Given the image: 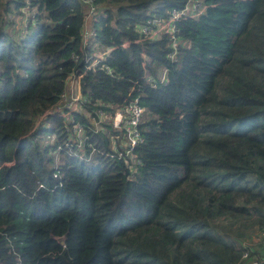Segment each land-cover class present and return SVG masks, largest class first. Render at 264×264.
Here are the masks:
<instances>
[{
    "label": "trees",
    "instance_id": "1",
    "mask_svg": "<svg viewBox=\"0 0 264 264\" xmlns=\"http://www.w3.org/2000/svg\"><path fill=\"white\" fill-rule=\"evenodd\" d=\"M202 1L172 59L138 26L188 0H94L85 46L83 0H0V264H264V0ZM72 76L90 111L141 98L139 163L67 145Z\"/></svg>",
    "mask_w": 264,
    "mask_h": 264
},
{
    "label": "built area",
    "instance_id": "2",
    "mask_svg": "<svg viewBox=\"0 0 264 264\" xmlns=\"http://www.w3.org/2000/svg\"><path fill=\"white\" fill-rule=\"evenodd\" d=\"M83 1L88 8L87 18L90 19L91 16L96 14L97 7L94 5V0ZM205 8V3L202 0H188L183 7H173L166 19L152 15L150 10L146 20L138 26V41L143 43L144 40L155 38L159 32L164 31L172 39L171 46L174 51L171 52V58L174 59L181 41L179 22L190 17L199 16ZM95 32L92 26H89L88 29L84 28V46ZM143 57H145V54H143ZM104 59L103 52L88 57L84 65L85 72L100 65ZM75 60L78 61L79 57H75ZM103 68L112 73L110 67L104 66ZM165 81L166 71L164 70L161 75V82ZM77 86H80L78 91ZM133 91L122 100V103L120 101L104 102L100 103L98 108H93L90 111L83 104L87 102V99L81 90L80 77L72 76L69 78L57 106L50 113L66 118L67 131L70 136L73 135V138H71L73 143L67 142V145L72 148L77 144L79 149L74 154L79 153L80 156L91 159L97 153L104 154L102 147L107 141H110L109 147L112 153H109V150L106 153L109 158H122L125 162L128 161L127 164L130 161L132 164L139 163L140 160L136 157V148L142 141L140 124L143 121L145 109L141 104V98L134 95ZM76 112L85 115V122L81 123L80 120L76 119L74 114ZM49 140H52L51 143L55 142L56 136H52ZM61 148L62 146H59V149ZM71 153L69 152L70 155H72ZM129 168L133 170L135 166L129 165ZM256 241L264 244V230L256 237ZM248 257L249 253L247 252L244 254L243 259ZM251 264H260V262L254 260Z\"/></svg>",
    "mask_w": 264,
    "mask_h": 264
},
{
    "label": "water",
    "instance_id": "3",
    "mask_svg": "<svg viewBox=\"0 0 264 264\" xmlns=\"http://www.w3.org/2000/svg\"><path fill=\"white\" fill-rule=\"evenodd\" d=\"M61 245H65L66 236L55 237Z\"/></svg>",
    "mask_w": 264,
    "mask_h": 264
},
{
    "label": "crops",
    "instance_id": "4",
    "mask_svg": "<svg viewBox=\"0 0 264 264\" xmlns=\"http://www.w3.org/2000/svg\"><path fill=\"white\" fill-rule=\"evenodd\" d=\"M91 24V20L87 18L85 28L88 29Z\"/></svg>",
    "mask_w": 264,
    "mask_h": 264
},
{
    "label": "rangeland",
    "instance_id": "5",
    "mask_svg": "<svg viewBox=\"0 0 264 264\" xmlns=\"http://www.w3.org/2000/svg\"><path fill=\"white\" fill-rule=\"evenodd\" d=\"M108 51H109V50H108ZM108 51H107V52H108ZM79 88H80V86H77V91H78ZM39 123H44V122H43L42 120H40ZM49 141H52V140H49Z\"/></svg>",
    "mask_w": 264,
    "mask_h": 264
}]
</instances>
